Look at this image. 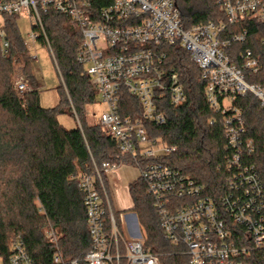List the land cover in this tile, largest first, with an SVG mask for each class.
Listing matches in <instances>:
<instances>
[{
    "label": "built area",
    "instance_id": "1",
    "mask_svg": "<svg viewBox=\"0 0 264 264\" xmlns=\"http://www.w3.org/2000/svg\"><path fill=\"white\" fill-rule=\"evenodd\" d=\"M216 3L224 19L187 28L174 0H0V41L6 57L10 43L5 17L26 18L33 28L31 42L43 37L56 63L42 13L54 10L77 23L83 36L77 61L105 107L98 123L120 152L137 162L166 240L182 246L189 264H244V256L264 250V183L257 164L250 162L255 144L246 137L244 113L235 101L253 95L264 108V86L247 78L262 68L264 40L262 52L246 50L238 65L227 50L234 42H245L248 33L226 37L225 31L246 17L264 23V0ZM174 44L188 51L200 70L208 106L216 115L209 124L220 120L224 129L228 176L219 201L204 185L164 162L178 147L150 133V124H166L165 103L179 107L187 99L165 51ZM31 59L39 60L32 53ZM16 87L21 94L32 90L23 75L16 78ZM124 93L136 99L140 114H122ZM116 167L93 161V169L78 177L92 247L83 258L68 260L59 248L57 230L50 226L45 236L55 247L54 264H163L160 255L145 246L142 228L135 227L137 237L126 234L121 216L119 222L115 216L107 183ZM9 264H34L22 241L13 245Z\"/></svg>",
    "mask_w": 264,
    "mask_h": 264
},
{
    "label": "trees",
    "instance_id": "2",
    "mask_svg": "<svg viewBox=\"0 0 264 264\" xmlns=\"http://www.w3.org/2000/svg\"><path fill=\"white\" fill-rule=\"evenodd\" d=\"M40 1V0H37ZM184 25L224 19L216 0H174ZM46 35L62 78L57 87L59 102L52 108L41 105L38 86L21 94L14 86L13 64L23 63L26 75L36 84L30 51L20 30L19 17H5V31L10 43L7 57L0 41V257L9 264L13 245L22 241L34 264H54L55 247L45 233L50 226L59 234V248L68 260L81 259L92 247L88 231L84 194L78 177L105 161L136 166L129 155H123L115 141L99 123L90 124L87 108L99 103L98 92L85 67L77 61L82 43L79 25L54 10L42 13ZM247 31L243 43L234 42L227 50L241 65V53L248 49L263 51L264 23L244 18L229 25L225 36ZM42 44L47 45L41 37ZM168 63L180 74L186 102L179 107L164 104L167 122L150 124V133L178 147L164 162L204 185L205 192L219 201L227 189L226 138L220 120L210 125L216 115L208 106L201 73L191 55L174 44L166 47ZM248 81L264 86L262 68L247 74ZM244 113L246 137L255 144L250 162L257 164L264 183V108L253 95L235 101ZM123 115H138L141 107L135 98L124 93ZM68 115L76 126L67 129L59 120ZM108 189V183H107ZM136 212L145 233V246L160 255L163 264H189V258L166 240L154 200L146 182L139 178L130 185ZM118 222L120 212L114 211ZM244 264H264V250H255L242 258ZM81 264H87L82 262Z\"/></svg>",
    "mask_w": 264,
    "mask_h": 264
},
{
    "label": "rangeland",
    "instance_id": "3",
    "mask_svg": "<svg viewBox=\"0 0 264 264\" xmlns=\"http://www.w3.org/2000/svg\"><path fill=\"white\" fill-rule=\"evenodd\" d=\"M19 30L24 41L26 42V46L28 50L30 51V55L31 53L37 54L39 60L37 62H33L34 65L33 71L34 74L36 75L35 78L36 84L34 83L32 84V80L26 75L23 69V63L20 61L17 62L16 59L14 60L13 74H12L14 86L16 87V78L20 75H23L29 80V84L31 85L32 90L35 89L36 86L40 87L41 105L45 108H52L56 106L59 102L57 87L60 85L62 78L60 77L56 63L52 58L51 50L48 44L44 45L40 40H38V42L36 43L31 42L29 34L32 32L33 28L30 23V20L26 18H19ZM104 109H105L104 105H102V103L100 102L95 105L89 106L87 108L88 122L90 124L98 123L99 117ZM59 120L67 129H72L73 127L76 126L77 123L73 117L68 115H60ZM120 168H121V173L118 175L120 185L114 189L116 190L115 192H116L117 200L121 202L124 206L125 205L127 206L130 204V198L128 196V192L126 191L124 184L129 180H133L137 178L140 175V170L137 167H133L131 165H126V164L121 165ZM141 232H142L141 233L142 236L144 237V241L146 243L145 233L142 229ZM125 233L127 234L126 231ZM0 264H5L4 259L2 257H0Z\"/></svg>",
    "mask_w": 264,
    "mask_h": 264
},
{
    "label": "crops",
    "instance_id": "4",
    "mask_svg": "<svg viewBox=\"0 0 264 264\" xmlns=\"http://www.w3.org/2000/svg\"><path fill=\"white\" fill-rule=\"evenodd\" d=\"M40 88V87H38ZM132 166V165H131ZM121 166L116 167L115 169H112L109 174H108V189L111 195V199H112V205L114 207V210L117 212H120L121 214V220H123V229L127 231L128 234H130L133 237H137L139 236V232L138 230H136V226L137 227H141L138 223L137 220V215L136 213H134L132 210L133 206H134V201L133 198L131 196L130 193V185L135 182L136 180L139 179V176L133 180H129L127 182H125V188L126 191L128 192V196L130 198V204L129 205H123L121 202H119L117 200L116 197V190L114 188H116L117 186H119V179H118V175L121 173ZM135 167V166H133Z\"/></svg>",
    "mask_w": 264,
    "mask_h": 264
}]
</instances>
